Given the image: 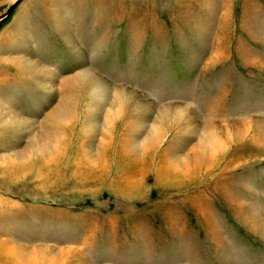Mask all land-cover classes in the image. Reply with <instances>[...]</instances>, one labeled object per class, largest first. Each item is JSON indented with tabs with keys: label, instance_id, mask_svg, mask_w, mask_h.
Returning a JSON list of instances; mask_svg holds the SVG:
<instances>
[{
	"label": "rangeland",
	"instance_id": "obj_1",
	"mask_svg": "<svg viewBox=\"0 0 264 264\" xmlns=\"http://www.w3.org/2000/svg\"><path fill=\"white\" fill-rule=\"evenodd\" d=\"M0 264H264V0H0Z\"/></svg>",
	"mask_w": 264,
	"mask_h": 264
},
{
	"label": "water",
	"instance_id": "obj_2",
	"mask_svg": "<svg viewBox=\"0 0 264 264\" xmlns=\"http://www.w3.org/2000/svg\"><path fill=\"white\" fill-rule=\"evenodd\" d=\"M12 10V9H11Z\"/></svg>",
	"mask_w": 264,
	"mask_h": 264
}]
</instances>
